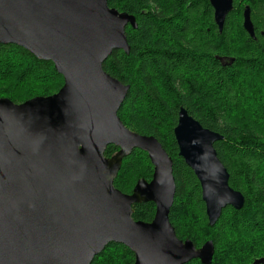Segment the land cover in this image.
I'll return each instance as SVG.
<instances>
[{
  "label": "water",
  "instance_id": "obj_1",
  "mask_svg": "<svg viewBox=\"0 0 264 264\" xmlns=\"http://www.w3.org/2000/svg\"><path fill=\"white\" fill-rule=\"evenodd\" d=\"M210 3L222 32L233 0ZM128 26L137 28L135 18L107 0H0V45L53 63L64 79L49 97L18 105L0 99V264H92L111 243L133 252V264H212L213 242L197 249L170 222L173 160L156 138L132 132L118 117L129 87L103 65L115 50L130 54ZM244 29L254 37L249 7ZM174 137L200 183L208 225L228 208L242 210L245 198L218 158L223 137L183 108ZM109 146L119 149L112 159L105 157ZM134 150L148 155L154 173L129 195L114 181ZM141 203L155 205L151 223L133 219Z\"/></svg>",
  "mask_w": 264,
  "mask_h": 264
},
{
  "label": "trees",
  "instance_id": "obj_2",
  "mask_svg": "<svg viewBox=\"0 0 264 264\" xmlns=\"http://www.w3.org/2000/svg\"><path fill=\"white\" fill-rule=\"evenodd\" d=\"M107 1L110 8L133 16L137 28H126L130 54L115 50L103 69L129 87L118 112L122 123L134 133L156 138L173 160L176 192L169 216L177 237L190 240L197 249L212 241V264H251L264 257L262 5L251 7L256 33L252 40L242 27V6L235 5L219 32L208 2ZM217 57L233 62L223 66ZM255 78L256 84L251 85ZM10 85L8 96L0 99L18 105L58 93L64 79L53 63L39 61L21 47L0 45V87ZM181 108L223 137L216 144L218 158L229 173L230 187L245 198L242 210H224L214 227L208 225L200 183L179 157L174 129ZM118 152L109 146L105 157L111 159ZM153 173L148 155L134 150L123 159L114 186L130 195L138 180L151 181ZM155 212L153 203L136 204L133 219L151 223ZM134 262L135 255L127 247L111 243L92 264Z\"/></svg>",
  "mask_w": 264,
  "mask_h": 264
},
{
  "label": "flooded vegetation",
  "instance_id": "obj_3",
  "mask_svg": "<svg viewBox=\"0 0 264 264\" xmlns=\"http://www.w3.org/2000/svg\"><path fill=\"white\" fill-rule=\"evenodd\" d=\"M178 1H181V0H178ZM192 1H194V2H208L209 3V5L211 6V3H210V0H192ZM254 4H261L262 5V7H263V9H264V0H233V5H234V8H235V5H238V6H242V27H243V30L245 31V33L246 34H248L247 33V31L244 29V13H245V9L247 8V7H249V9H250V19H251V23H252V25H253V29H254V37H251L249 34H248V36L252 39V40H256V33H255V27H254V23H253V21H252V15H251V7H252V5H254ZM182 6V8H184L183 7V5H181ZM211 8H212V6H211ZM234 10V9H233ZM212 11H213V19H214V10H213V8H212ZM263 18H264V13H263ZM128 27H130V26H128ZM219 30V29H218ZM220 32V31H219ZM259 35L264 39V31H260L259 32ZM250 47L252 48V46L250 45ZM241 48V47H240ZM242 49V48H241ZM218 58V57H217ZM218 59H221V58H218ZM221 61V60H220ZM230 61V60H229ZM222 63H227V60H225V59H223L222 61H221ZM262 258H264V257H260V258H257V259H255V260H258V259H262ZM254 260V261H255ZM254 261L251 263V264H253L254 263Z\"/></svg>",
  "mask_w": 264,
  "mask_h": 264
},
{
  "label": "rangeland",
  "instance_id": "obj_4",
  "mask_svg": "<svg viewBox=\"0 0 264 264\" xmlns=\"http://www.w3.org/2000/svg\"><path fill=\"white\" fill-rule=\"evenodd\" d=\"M121 13V12H120ZM256 81H257V78H255V79H252L251 80V85L252 84H256ZM11 85L10 86H5V87H0V90H3V91H0V95H2V96H8V92L11 90ZM116 156V154L113 156V157H115ZM112 157V158H113ZM111 158V159H112ZM139 173H137L136 175H138ZM209 241V240H208Z\"/></svg>",
  "mask_w": 264,
  "mask_h": 264
}]
</instances>
